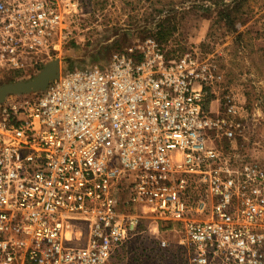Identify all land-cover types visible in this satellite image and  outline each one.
<instances>
[{"label": "built area", "instance_id": "2783aa9c", "mask_svg": "<svg viewBox=\"0 0 264 264\" xmlns=\"http://www.w3.org/2000/svg\"><path fill=\"white\" fill-rule=\"evenodd\" d=\"M79 9L0 0V67L61 56ZM211 78L195 51L147 38L3 101L0 264H113L147 220L180 224L189 264H264V165L213 145L231 133L208 110Z\"/></svg>", "mask_w": 264, "mask_h": 264}, {"label": "rangeland", "instance_id": "374dc122", "mask_svg": "<svg viewBox=\"0 0 264 264\" xmlns=\"http://www.w3.org/2000/svg\"><path fill=\"white\" fill-rule=\"evenodd\" d=\"M237 1L80 0L78 15L69 21L70 39L51 60L60 59L61 72L105 67L116 54L155 39L164 22L172 31L163 43L167 53L195 51L212 75L207 107L225 117L231 133L230 139L211 136L213 145L236 162L264 165V0H244L232 25L226 12ZM48 62L18 74L0 67V86L30 80ZM147 221L149 230L117 251L112 263L189 264L188 248L179 243L182 233L161 227L156 232ZM159 241L167 246L160 248Z\"/></svg>", "mask_w": 264, "mask_h": 264}, {"label": "water", "instance_id": "95a60500", "mask_svg": "<svg viewBox=\"0 0 264 264\" xmlns=\"http://www.w3.org/2000/svg\"><path fill=\"white\" fill-rule=\"evenodd\" d=\"M60 74V59L49 61L33 78L0 86V104L8 95H29L44 90Z\"/></svg>", "mask_w": 264, "mask_h": 264}, {"label": "trees", "instance_id": "16d2710c", "mask_svg": "<svg viewBox=\"0 0 264 264\" xmlns=\"http://www.w3.org/2000/svg\"><path fill=\"white\" fill-rule=\"evenodd\" d=\"M244 0H238L237 2H235L231 7H230V9H228L229 11L228 12H226V17H225V19H227V22L229 23V24H232L233 25V23L236 21V17H237V15L239 14V13H237L238 12V10H239V7H240V5L242 4V2H243ZM171 33H172V31L169 29V27L168 26H166L165 24H164V22L163 23H160L159 25H158V32H157V34H156V38L154 39V40H156L157 41V43H159L160 45H164L163 43H166V41H167V39L170 37V35H171ZM176 51V50H175ZM174 51V52H175ZM179 52V51H178ZM180 53V52H179ZM169 54V53H168ZM161 227V229H171V228H175V229H179L180 228V224L179 223H174V222H169V223H166V224H164V225H162V226H160ZM149 243H151V242H149ZM148 249V247H145V250H147ZM115 256V255H114ZM113 259H114V257H113ZM112 259V260H113Z\"/></svg>", "mask_w": 264, "mask_h": 264}]
</instances>
